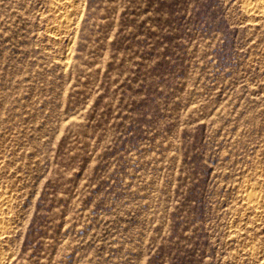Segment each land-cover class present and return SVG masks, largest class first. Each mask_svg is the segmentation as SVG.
Returning a JSON list of instances; mask_svg holds the SVG:
<instances>
[{
    "label": "rangeland",
    "instance_id": "obj_1",
    "mask_svg": "<svg viewBox=\"0 0 264 264\" xmlns=\"http://www.w3.org/2000/svg\"><path fill=\"white\" fill-rule=\"evenodd\" d=\"M0 264H264L260 0H0Z\"/></svg>",
    "mask_w": 264,
    "mask_h": 264
},
{
    "label": "bare ground",
    "instance_id": "obj_2",
    "mask_svg": "<svg viewBox=\"0 0 264 264\" xmlns=\"http://www.w3.org/2000/svg\"><path fill=\"white\" fill-rule=\"evenodd\" d=\"M62 2V1H61ZM60 2V3H61ZM57 3H59V2H57ZM260 8H261V12H263L264 13V0H260ZM252 9H254V8H252ZM259 12H260V10H259ZM263 15V14H262ZM61 19V18H60ZM64 19H66V17L64 18ZM59 20V19H58ZM60 23H63L64 25H65V21L64 20H62V22H60ZM68 25V24H67ZM249 197L247 198V200L249 199V201L251 202V201H253V200H255V198H254V195H248ZM254 202V201H253Z\"/></svg>",
    "mask_w": 264,
    "mask_h": 264
}]
</instances>
